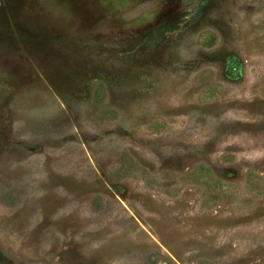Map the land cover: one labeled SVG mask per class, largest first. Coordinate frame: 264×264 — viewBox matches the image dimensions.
<instances>
[{
  "label": "rangeland",
  "instance_id": "rangeland-1",
  "mask_svg": "<svg viewBox=\"0 0 264 264\" xmlns=\"http://www.w3.org/2000/svg\"><path fill=\"white\" fill-rule=\"evenodd\" d=\"M0 264H264V0H0Z\"/></svg>",
  "mask_w": 264,
  "mask_h": 264
}]
</instances>
